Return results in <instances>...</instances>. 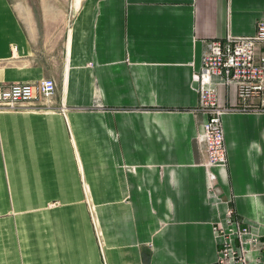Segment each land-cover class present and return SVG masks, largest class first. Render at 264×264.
<instances>
[{
	"label": "crops",
	"instance_id": "0c3cea01",
	"mask_svg": "<svg viewBox=\"0 0 264 264\" xmlns=\"http://www.w3.org/2000/svg\"><path fill=\"white\" fill-rule=\"evenodd\" d=\"M75 1L59 47L67 0H0V84H56L0 111V264H215L230 198L263 237L264 113L222 117L212 206L194 75L208 42L255 33L264 0Z\"/></svg>",
	"mask_w": 264,
	"mask_h": 264
},
{
	"label": "built area",
	"instance_id": "2783aa9c",
	"mask_svg": "<svg viewBox=\"0 0 264 264\" xmlns=\"http://www.w3.org/2000/svg\"><path fill=\"white\" fill-rule=\"evenodd\" d=\"M198 101L194 113L205 117L202 130L196 135L204 159L201 166L207 174V195L212 206L222 204V188L218 171L228 164L222 117L229 113H264V18L259 20L252 36L228 35L224 40L208 42L201 56V66L195 72ZM219 78V81H214ZM234 91L229 105L219 99V89ZM56 92L53 80L36 83L0 84V111H20L38 98L49 99ZM225 202L224 216L213 230L217 239L215 264H256L254 252L264 255V236L253 231V226L241 219ZM92 216V211H91ZM100 246V235L96 230Z\"/></svg>",
	"mask_w": 264,
	"mask_h": 264
},
{
	"label": "rangeland",
	"instance_id": "374dc122",
	"mask_svg": "<svg viewBox=\"0 0 264 264\" xmlns=\"http://www.w3.org/2000/svg\"><path fill=\"white\" fill-rule=\"evenodd\" d=\"M11 3L16 6V4L18 3V0H11ZM43 3L46 4L50 8H55V7H59L58 5H60L62 3V0H26V5L27 4L31 5L32 9H36V11H37V8L40 9L42 7ZM66 9H68V12H67V17H66L64 24L53 31V33L55 35V42L57 43V45H59V47L65 43L66 34H67V31L69 30V26L71 24L72 15L74 13V10L76 9V1L75 0H67ZM214 228L215 227H213V230H214ZM216 241H217V239H216ZM217 251H218V247H217ZM251 257L252 258H256V257L261 258V262L256 263V264H264V255L259 254L258 252H254L251 255ZM216 259H217V257H216ZM215 263H216V261H215Z\"/></svg>",
	"mask_w": 264,
	"mask_h": 264
}]
</instances>
